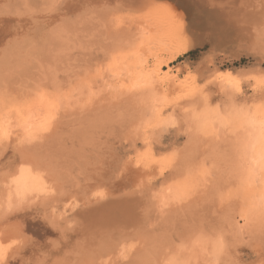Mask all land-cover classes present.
<instances>
[{
	"label": "rangeland",
	"instance_id": "1",
	"mask_svg": "<svg viewBox=\"0 0 264 264\" xmlns=\"http://www.w3.org/2000/svg\"><path fill=\"white\" fill-rule=\"evenodd\" d=\"M53 1L0 0V184L24 169L39 194L0 215L8 264H264V233L232 235L264 171L209 187L207 138L179 121L221 107L222 74L264 112V0Z\"/></svg>",
	"mask_w": 264,
	"mask_h": 264
},
{
	"label": "bare ground",
	"instance_id": "2",
	"mask_svg": "<svg viewBox=\"0 0 264 264\" xmlns=\"http://www.w3.org/2000/svg\"><path fill=\"white\" fill-rule=\"evenodd\" d=\"M54 1H61V0H54ZM186 50L187 48H183L179 52L185 53ZM168 60H171L170 57ZM164 65L166 64L164 63ZM220 76H222V78H220L222 80L220 81V86L219 84H217L220 88V90L218 91L219 93L221 92V94H224V103H221L222 104L221 107H215L212 110L209 111L206 110L207 112L204 111L203 113L200 110H196V112L195 110L190 111V109L192 108H190L188 111L186 109L185 112L183 110L181 114L179 113L180 114L179 121L180 124H182L183 130L185 132L192 133V131L194 130L202 129L201 131H199L198 134L204 132V134H201V136L203 135L205 137L204 140H206L207 138L208 142L206 143L208 146L205 147L206 152L202 158V164L204 162H208L209 164L208 167L211 169V171L207 170L208 173L206 172L205 174H209V172H213L214 170L215 172L213 173L215 174L217 171L218 178L210 179L208 175L206 176V179L209 183V187L211 186L213 188H215L216 184L217 185L221 184L222 179L224 180V182L225 181L242 182L243 180L247 179L248 175L251 172H255V174L257 175L259 174L260 176L261 175L260 172L264 171V112L262 113L258 111L260 112L259 114L257 112L258 109L257 110L253 109L256 111L254 113V111L253 112L251 111L252 108L249 109V107H247L246 104H244V102L242 101L236 102L235 94L238 91H236L235 88H233L235 84L233 85L232 79L227 74H222ZM152 83L153 82H150V79L145 80V78L142 82L139 83L140 87H138L139 90L137 91V94H138V101L141 102L142 105H146V103H149L154 100L155 90L153 89L154 87L152 86ZM93 94H96L95 91ZM259 98H262V96ZM43 104L38 102L35 103V105L30 106V107H35V109L34 108L31 109H33V114L35 113L36 114L33 115L32 111H30L31 114L27 113L28 114L27 117L23 119V124L21 122L22 130L24 131L28 130L29 132L30 129H32L31 131H35L36 128L38 129L41 128L40 127L41 123L45 118L43 110L46 109L44 108L46 104L45 105ZM149 104L147 105V107L149 106ZM17 111L16 112L19 113V110ZM197 111H200L201 113L199 112L197 113ZM177 120L178 119L175 118L172 114H169L164 118H162L160 123L162 127L163 125L170 127V125L174 124V122ZM9 123L10 122L8 118L7 119L3 117L0 118V125H2V127L4 128L2 130V133L1 132L0 133L3 134L4 136L3 135L1 136L6 139L9 138L11 131L9 130L11 129V126L9 128ZM2 127L0 128L2 129ZM243 163H247L249 167L244 166ZM210 165L212 166L210 167ZM19 175L20 172H17L8 179H6L5 181L3 180V182L0 184V215L1 216L3 214L5 215V213L9 211H11V213L8 214L9 215L11 214L12 216L13 212L27 208L38 200L37 198L39 197V194L37 193L38 188L28 175L24 174L23 179L20 181L19 186L13 182V178ZM203 178L205 180L204 176ZM262 179H264V177ZM262 179L259 178L258 179L260 180L258 182L259 185L258 184L255 185L257 187V188L255 187V189H257V193L254 196L250 197V199L245 203L243 210L240 211L239 217L242 223L240 225L234 223L233 225L232 235L233 237H237V239L238 238L240 239L241 237H243L244 234L247 233H253V234L264 233V180ZM31 186H34L35 190L28 192L24 190L25 187H31ZM166 202H167L166 195L164 196L161 195L158 204L161 207V209H163V207L166 205ZM164 211L165 210H163V212ZM158 212H159V208H158ZM6 231L7 230L0 232V264H8V259H9L8 256L11 255L14 250L12 245L14 242L13 240L15 238V234L10 230L8 232ZM117 251L118 253H120L121 250L118 249ZM194 256H195V251H193L192 253V258Z\"/></svg>",
	"mask_w": 264,
	"mask_h": 264
},
{
	"label": "snow or ice",
	"instance_id": "3",
	"mask_svg": "<svg viewBox=\"0 0 264 264\" xmlns=\"http://www.w3.org/2000/svg\"><path fill=\"white\" fill-rule=\"evenodd\" d=\"M24 173H25V170H24V169H21V170H20V175L17 176V177H14V178H13V182L16 183L18 186H19V184H20V181L23 179ZM33 179H34V180H35V179H38V177H33ZM18 190H19V188H18ZM24 190H25L26 192H28V191H33V190H35V187H34V186H31V187H25Z\"/></svg>",
	"mask_w": 264,
	"mask_h": 264
}]
</instances>
